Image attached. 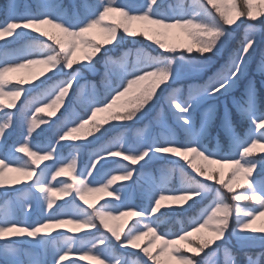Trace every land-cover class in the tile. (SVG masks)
I'll return each instance as SVG.
<instances>
[{
    "label": "snow or ice",
    "instance_id": "snow-or-ice-1",
    "mask_svg": "<svg viewBox=\"0 0 264 264\" xmlns=\"http://www.w3.org/2000/svg\"><path fill=\"white\" fill-rule=\"evenodd\" d=\"M3 11L0 41L7 43L9 38L25 35L32 40L0 54V149L8 147L18 112L20 138L12 150L23 154L17 161L0 151V190L5 196L15 193L0 205V264H78L70 256L91 258L98 264H204L201 253L213 245L218 250L226 242L233 218L236 228L232 235L238 243L247 247L259 240L264 246V227L253 226L264 217V155L258 158L254 151L258 148L264 154V111L258 106L254 82H249L238 106L248 127L239 132L229 116L224 119L227 149L218 144L213 150L202 142L213 117L211 106L198 129L193 121L198 104L232 89L245 75L261 33L250 22L264 24V0H193L191 10L180 0L167 9L163 0H138L134 5L120 0H73L70 11L57 0H39L36 11L27 0H8ZM134 22H138V30ZM242 25L245 30L239 47L207 81L190 88L187 97H182L179 89L167 97L186 139H177L162 120L159 133L145 126L132 144L117 135L95 148L88 163L80 161L82 167L78 166L81 146L96 144L110 129L140 122L159 100L162 86L175 82L188 69H202L203 62L193 59L194 53L205 57L221 52ZM93 29H99L102 38H97ZM176 29L179 32H173ZM137 36L148 41L152 51L136 48L119 57L108 56L103 97L95 94V85L91 95L74 93L83 69L94 70L101 56ZM133 51L135 57L130 61ZM33 65L43 67L31 80L6 79L7 74ZM114 68L120 70L116 83L112 80ZM259 70L264 73V63ZM36 89L40 90L29 96ZM73 94L83 106L82 114L69 110ZM22 96L25 103L18 108ZM98 114L104 115L98 118ZM54 118L59 120L55 139L38 146L34 133L40 135L51 128ZM64 148L69 150L67 154ZM157 158L172 166L160 168L159 176L152 177L143 190L142 205L131 202V186L125 182L135 183L134 178L143 175L140 169ZM181 160L194 174L180 166ZM107 164L120 166L98 178ZM212 164L228 166L226 177ZM6 169L23 173L24 180L6 184ZM177 170L179 186L169 187ZM60 177L64 178L58 180ZM210 182L219 187L210 186ZM91 193L101 194L96 202L87 198ZM209 196L210 202L199 215L179 231L162 227L169 213L186 211L185 205L190 208ZM165 200L173 203H162ZM245 201L254 202L253 206H245ZM68 224L76 227L66 228ZM145 237L147 246L142 247L139 242ZM49 246L53 249L50 262L42 258ZM118 249H138L146 259L125 257ZM217 254L213 252V256ZM246 261L264 264V252L246 254ZM223 264H238L231 248L223 249Z\"/></svg>",
    "mask_w": 264,
    "mask_h": 264
},
{
    "label": "rangeland",
    "instance_id": "rangeland-1",
    "mask_svg": "<svg viewBox=\"0 0 264 264\" xmlns=\"http://www.w3.org/2000/svg\"><path fill=\"white\" fill-rule=\"evenodd\" d=\"M27 2L32 5L33 11H36L39 0H27ZM57 2L62 3L64 5V8L70 11L73 0H57ZM120 2L127 3L129 5H134L138 2V0H120ZM180 2L183 4V7L186 10H191L193 0H180ZM204 2H206V0H204ZM7 3L8 0H0V21H3L5 19V13L3 9L7 5ZM176 4H177V0H163V5L165 9H167L169 5H176ZM250 23H255L256 27L258 29H261V33L258 36V43L255 45V51L252 53L249 59L245 75L242 76L237 81V83L234 85L232 89H229L227 92H223L222 90L221 94H218L215 97L202 101L200 104L197 105L196 109L193 112L194 126L198 129L201 125V120L203 118L204 113L209 108V106L212 107L213 117L207 124L206 131L202 138V142L213 150L216 149L218 144L224 146L226 149L229 145V137L227 136L224 128V119L226 116H229L231 118V121L233 125L236 127L237 131L242 132L244 129L248 127L247 122L241 118V115L238 111V106L245 98V92L247 90L249 82H254L255 88L257 90L258 106L262 111H264V73H261L259 70V65L261 63H264V24H261L258 21L250 22ZM134 27L138 30V22H134ZM244 30H245V25H242L239 29L234 31L231 37L229 38V41L226 43L224 49H222L221 52L216 53L215 55L205 54V57H201L195 55L194 53L192 58L199 62H203L202 69L199 71L188 69L175 82L169 83L167 87L162 86L163 91L160 92L161 102L159 103V105H156L151 109V114L145 115L144 117L141 118L140 122L132 124L130 127H126V129H123V131H121L120 134L117 135L124 136L127 142L129 144H132L136 142V138H137L136 134L138 130H143L145 126H147L148 130H150L153 133H159L160 131H162L161 121L163 120L166 121L168 127L176 133L177 139L183 140V137H186V135L184 134L185 132L183 128L180 127V123L178 119L174 117L175 112L174 114H172L169 113V111L167 110V107L169 105L167 99L168 95L174 89H179V94L182 97H187L190 88L196 85L203 84L205 81H207L208 78L212 76L213 73L218 68H220L221 65L225 63L232 50L236 47H239L240 41L243 39L244 36ZM173 32H179V30L176 29L173 30ZM93 33L97 35V38H102V34L100 33L99 29H93ZM32 35L34 36L35 34ZM182 39L184 42H188V38L186 36H183ZM31 40H32V36L25 35L23 37L17 38L16 40H12L11 38H9L7 43L0 41V54H3L6 51L10 52L21 46L27 45L31 42ZM147 42L148 41H146L145 39L139 36H137L135 39L129 38L122 43L121 48L114 49L113 51L107 53V55L101 56L99 62L95 65L94 70L91 71L87 69L82 70L83 78L79 81L78 84L74 86V90H73L74 93L79 94L83 91V94L85 96L91 95L93 93V85H95V94L99 97H103L105 95L106 89L100 86L99 81H104L105 60L107 59V57L108 56L119 57L124 51L128 49L134 50L136 48H145L151 52L152 49H148L145 46L146 45L145 43ZM134 57H135V52L133 51L132 55L129 56V60L131 61L132 59H134ZM42 67L43 66L40 65H33L27 69H20L15 72L7 74L6 79L12 81H17L20 79L31 80L34 75H36L42 70ZM119 71L120 70L118 68H114L113 74L116 75V73H118ZM112 80L113 83L118 82L117 76L116 79L112 76ZM48 83H52V81H49ZM25 86L27 87V85ZM39 90L40 89L33 90L32 92L29 93V96L35 95L36 92ZM22 100H25L24 96H22L20 100L17 102L18 108L20 107L19 104L20 101ZM71 101L72 103L70 105L75 110H77V113L82 114L83 106L80 103V101H78L77 95L75 94L71 95ZM13 111L15 112V109H13ZM61 112H63V109H61ZM64 114L67 115V113ZM103 115L104 114H98V118L102 117ZM171 119H173L174 121L176 119L177 123L172 122ZM54 121L56 122L55 118ZM214 126L215 128L212 130ZM20 131H21V127L20 125H18V117L16 113V127L9 134V138L7 140L8 147L0 149V151H2L4 155H7L9 159H16L17 161H20V158L14 156L16 152L12 150V147L14 141L20 138ZM117 135H114L113 137H110V139H107L99 144L96 145L94 144L95 147L89 149V151L85 156L86 159L84 161H83L84 158L82 157V153L80 151L78 157V166L82 167L80 161H82L83 163H88L90 155L95 148H98L101 144L108 143L109 141L114 139ZM50 138L54 140L55 135L52 137L46 135V137L42 139L38 137L34 139V142L37 143L38 146H43ZM62 151L65 154H67L69 150L67 148H64L62 149ZM254 151H257L258 158L260 155H264L258 152V148L254 149ZM197 162L199 163L200 161ZM42 166H44L43 163L41 164L40 167L42 168ZM119 166L120 165L118 164L115 165L111 164V167L105 169L98 178L102 177L104 172L111 171L113 168ZM171 166L172 165H170L168 161L157 158L154 162L150 163L149 165H146L145 168L140 169L143 175L135 177L134 178L136 181L135 183H133L132 181L125 182L127 185L131 186L129 189L131 202L135 203L134 201L136 198L135 196L140 192L143 193V190L148 188L149 184L152 181V177L159 176L160 168L171 167ZM180 166L184 167L185 171L189 172L190 174H194L192 173L191 169L184 164L182 160L180 161ZM211 167L214 169H220L225 174L226 177L228 166L212 164ZM65 175H67V173ZM63 178L64 177H60L58 178V180ZM17 180H24V174L10 169L5 170L6 184H14L15 181ZM179 183H180V173L177 170L172 175L171 183L169 184V187H178ZM210 186L219 187V185H216L214 182H210ZM238 191H243V189H239ZM14 195L15 193H9L8 196H5L4 192L0 190V205H2L6 199H9ZM56 195L59 196V194ZM100 195L101 194L91 193L88 195L87 198L89 199L90 202H96ZM210 200H211V196L207 197L203 201L193 205L190 208H188L187 205H185V208H187L186 211L179 210L173 213H169L162 227L167 231H179L182 227L186 226L192 218L198 216L200 211L210 202ZM58 203H62V201L58 200ZM143 203H140V205H142ZM162 203L170 204L173 203V201L165 200L162 201ZM242 203L245 206L251 207L253 206L254 202L245 201ZM135 204L139 205L138 202ZM39 212L40 209L37 208L36 215H38ZM33 218H35V215ZM112 223H123V220L120 222H112ZM230 223H231V227L227 234L226 242L221 244L218 250L216 249L215 245L211 246L210 249H205V253H207V255L205 253H201V257L204 260V264H210L211 261H217V264H223V249L225 247L231 248L233 250L238 264H247L246 254H259L264 252V246L260 244L259 240L255 241L254 243L250 244L247 247H244L240 243H238L237 238L232 235V229L236 228L235 219L233 218V220ZM253 226L257 228L264 227V217L258 218ZM65 227L74 228L76 227V225L68 224ZM66 234L71 235V233H66ZM206 234L207 233H205V235ZM53 235H55V233H53ZM83 235H84L83 232H81L80 236L83 237ZM147 240L148 238L145 237L142 239V241L139 242L141 243L142 247L147 246ZM22 246L28 247L26 244ZM75 246L80 247L79 244H76ZM118 251L123 252V250L121 249H118ZM214 251L218 252V254L215 256H213ZM134 253L136 254L135 256H133ZM123 254L125 255V257L139 258L141 260H143L142 257H144L143 254L140 253L138 249L135 250L129 249L127 252H123ZM52 256H53V249L51 246H49L47 253L46 254L42 253V258H46L50 262ZM241 258H243V260ZM69 259L77 260L78 264H98L97 261L91 258L80 260L79 256H70ZM65 264H67V262H65Z\"/></svg>",
    "mask_w": 264,
    "mask_h": 264
},
{
    "label": "trees",
    "instance_id": "trees-1",
    "mask_svg": "<svg viewBox=\"0 0 264 264\" xmlns=\"http://www.w3.org/2000/svg\"><path fill=\"white\" fill-rule=\"evenodd\" d=\"M237 2L239 3V0H237ZM213 11H214V10H213ZM145 44H146V45H145L146 48H148V49H152L151 47H149L148 42L145 43ZM113 77L116 79V75H115V74H113ZM99 82H100V86H101L102 88H105L104 81H99ZM100 86H99V87H100ZM160 92H161V91H158L159 100L155 103V105H154L153 107H155L156 105H159V103L161 102V100H160ZM24 103H25V100L20 101V104H19L20 107H22ZM68 107H69V110H73V109H74L71 105H69ZM153 107H152V108H153ZM152 108H151V109H152ZM151 109L149 110V112H148L146 115L151 114ZM167 110L169 111V113L174 114L173 108H172L170 105H168ZM75 111L77 112V110H75ZM58 115H60V114H58ZM64 115H65V114H64ZM17 117H18V125H20V115H19L18 112H17ZM174 117H176V115H175ZM60 118L62 119L63 117L61 116ZM176 119H177V117H176ZM176 119H175V121H174L173 119H171V120H172V122L177 123V122H176ZM50 123H51V128H46V130H45L44 132H41L40 135H36V134L34 133V139H35V138H38V137H39L40 139H42V138H45L46 135H48L49 137L54 136V133H55V130H56L57 124L59 123V120H56L55 123H53V122H50ZM131 125H132V123H129V124H127L126 127H130ZM215 125H216V124H215ZM41 127H46V126H41ZM126 127L117 128V129H110L109 132L106 133L105 136L102 137L101 140L98 141L96 144H99V143H101V142H103V141H105V140H107V139H110V137H113L114 135L120 134V132L123 131V129H126ZM214 128H215V126L212 128V130H213ZM37 132H40V129H37ZM184 134H185V133H184ZM185 135H186V134H185ZM186 138H187V137H183V139H186ZM96 144H95V145H96ZM95 145H94V144H85V145L81 146V150H80V151H81V153H82V157L84 158L83 161L86 159L85 156H86L87 152L89 151V149L95 147ZM14 156H16V157H18V158H21V157L23 156V154L15 153ZM25 158H26V157H25ZM43 167H44V166H42V168H43ZM110 167H111V164H107V165H105V168H103V169L100 170V175H101V173H102L105 169L110 168ZM135 197H136L135 200H134L135 203L138 202L139 205H140V203H143V201H144V197H143V193H142V192L138 193ZM142 259L145 260L146 257H142ZM241 259L243 260V258H241ZM241 262H243V261H241ZM148 264H152V262H151V261H148Z\"/></svg>",
    "mask_w": 264,
    "mask_h": 264
}]
</instances>
